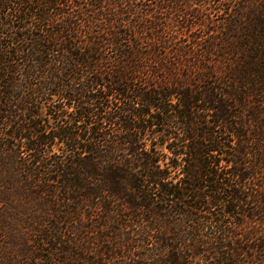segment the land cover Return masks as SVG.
I'll return each instance as SVG.
<instances>
[{
  "label": "trees",
  "instance_id": "1",
  "mask_svg": "<svg viewBox=\"0 0 264 264\" xmlns=\"http://www.w3.org/2000/svg\"><path fill=\"white\" fill-rule=\"evenodd\" d=\"M0 264H264V0H0Z\"/></svg>",
  "mask_w": 264,
  "mask_h": 264
}]
</instances>
